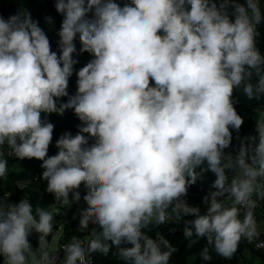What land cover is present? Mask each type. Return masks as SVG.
I'll use <instances>...</instances> for the list:
<instances>
[{
    "label": "clouds",
    "instance_id": "clouds-1",
    "mask_svg": "<svg viewBox=\"0 0 264 264\" xmlns=\"http://www.w3.org/2000/svg\"><path fill=\"white\" fill-rule=\"evenodd\" d=\"M54 7L63 18L58 51L27 10L0 16V182L10 175L6 152L41 161L39 179L57 204L68 209L83 199L78 227L88 239L73 235L53 247L61 212L7 195L0 264H90L92 254L113 249L123 264H170L176 248L160 231L149 233L181 220L189 245L206 239L203 261L213 251L231 260L242 240L259 236L254 209L264 198V107L255 135H237L234 154L227 151L244 124L237 90L264 103L261 0H55ZM84 53L92 59L76 70ZM68 110L78 131L62 133L49 156L48 117ZM209 172L215 178L201 214L186 197Z\"/></svg>",
    "mask_w": 264,
    "mask_h": 264
},
{
    "label": "trees",
    "instance_id": "trees-1",
    "mask_svg": "<svg viewBox=\"0 0 264 264\" xmlns=\"http://www.w3.org/2000/svg\"><path fill=\"white\" fill-rule=\"evenodd\" d=\"M117 3H120L122 6L125 2H129V0H116ZM55 0H0V16H3L7 19L9 16L15 14L20 8H23L31 13L32 19L39 21V26L44 29L46 34L48 35L51 43V47L53 51H58L57 49V40L59 39L57 36V32L60 28L62 22V16L55 11ZM261 10L264 13V0H261ZM50 16L53 19L52 24H48L45 21V17ZM260 36L257 38V47L260 48L261 53L264 54V23L259 26ZM77 49H79L80 45L78 39L76 41ZM80 61L79 64L75 66L76 70L80 67H83L92 57L88 53H84L77 57ZM76 79L75 74L71 77L69 82V93L74 94L76 91ZM235 98L239 101L235 107L237 109L238 114H240L244 118V124L240 132L237 134L233 131V147L228 149L227 151H233L238 147L239 140L236 139V136L245 137L249 135H255L254 131V123L255 118L257 116V109L259 107H264V103L257 101H249L244 96L242 91L237 90L235 94ZM67 98L65 97L64 100ZM50 122L54 124V133H53V142L50 145L48 155H54L57 152V148L55 147V141L59 138V136L65 131L71 132L73 135L78 131V125L80 121L76 118L73 111L68 110L64 113V115H56L52 114L48 117ZM5 158L8 159L9 164L8 168H12L17 159H12L8 157L5 153ZM41 161L35 159H25L22 160V169L13 171L12 174V184L13 186L18 181L27 182L26 187L21 191H12V187H7L3 190L0 189L1 192H11L12 195L10 198L11 203L19 202L25 196L29 197L33 202L34 206L39 205L44 207L45 209L60 206L53 200V196L45 191L46 182L39 179L40 174L43 169L40 167ZM231 176V173H229ZM214 175L209 173H205V181L197 182V184L191 186L192 190L200 195L203 198L210 187V183L214 180ZM1 187V182H0ZM84 194V189L81 187ZM86 207L83 199H82V208ZM78 218L79 214L74 217V214H71L69 217V222L64 226V231L62 233V237L60 239V244L68 243L73 235L78 236L85 244L87 243L88 233L81 232L78 227ZM183 227L181 223L178 222H169L168 224L161 225L159 227H153L151 232L149 233L152 236H155L157 231H160L163 235L168 238L172 245L176 248V252L173 254L170 264H189V258L194 257V264H240V259L242 253L247 249L251 248V244L247 240H242L238 251L234 255L231 260H226L213 251L211 253L212 260L209 262H205L201 259L199 253L201 249L206 244V239H200L198 243L189 245L188 240L184 238L183 235ZM195 239V237H193ZM35 248L37 245V238L34 240ZM115 249H113L108 256H103L99 253L92 254V261L90 264H123L122 261L113 253Z\"/></svg>",
    "mask_w": 264,
    "mask_h": 264
},
{
    "label": "built area",
    "instance_id": "built-area-1",
    "mask_svg": "<svg viewBox=\"0 0 264 264\" xmlns=\"http://www.w3.org/2000/svg\"><path fill=\"white\" fill-rule=\"evenodd\" d=\"M261 108L262 107H259L257 109V115L259 111L261 110ZM6 155L14 160L16 159L15 157L9 156L7 152H6ZM26 185H27V182L18 181L14 185V189L12 191H21L26 187ZM12 191L6 192L1 197L8 195L7 199H8V202H10ZM186 200L188 203H199L202 201V198L200 197L198 193L194 192L192 188L190 187L188 190V195L186 197ZM254 215H255V218L258 224L259 236L255 240H253L250 244L255 249V251H257L261 255V264H264V227L262 226V221L264 220V198L257 199V206L254 209ZM241 217H243V210L241 211ZM184 219L190 220V219H194V217L188 216V217H184ZM178 223H181L182 225H184L183 220L179 221ZM60 256L61 257L63 256L62 251L60 253ZM91 261H92V257H90V263Z\"/></svg>",
    "mask_w": 264,
    "mask_h": 264
},
{
    "label": "crops",
    "instance_id": "crops-1",
    "mask_svg": "<svg viewBox=\"0 0 264 264\" xmlns=\"http://www.w3.org/2000/svg\"><path fill=\"white\" fill-rule=\"evenodd\" d=\"M20 169H22V161L17 159L14 163V166L12 168H9L10 175L8 179L1 182V187H0L1 190L7 187L10 188L12 187V190L14 189V186L12 184V174L13 171ZM188 204L191 206H198L201 210V214H204L206 212V205H204L202 201L199 203H188ZM242 218L243 217H241V219ZM262 226L264 227V220L262 221ZM194 263H195V258L190 257L189 264H194ZM240 264H261V255L257 251H255L253 247L247 248L241 255Z\"/></svg>",
    "mask_w": 264,
    "mask_h": 264
},
{
    "label": "rangeland",
    "instance_id": "rangeland-1",
    "mask_svg": "<svg viewBox=\"0 0 264 264\" xmlns=\"http://www.w3.org/2000/svg\"><path fill=\"white\" fill-rule=\"evenodd\" d=\"M21 166V165H20ZM18 169V168H17ZM81 194L83 192L81 188ZM6 192H1L0 197L3 196ZM82 209V199L79 204H73L71 208L63 209L61 206L51 207L47 208L46 210L52 211L54 214L56 211H60L61 214L55 216L56 226L58 227L56 230V236L55 239L52 241L53 247H58L60 244V239L62 237V233L64 231V226L69 222V217L71 214H74V217H76L79 214V210ZM37 238L36 234H33L31 237V243L33 248L35 249V243L34 240Z\"/></svg>",
    "mask_w": 264,
    "mask_h": 264
},
{
    "label": "water",
    "instance_id": "water-1",
    "mask_svg": "<svg viewBox=\"0 0 264 264\" xmlns=\"http://www.w3.org/2000/svg\"><path fill=\"white\" fill-rule=\"evenodd\" d=\"M71 216V215H70ZM32 235L29 237V239H31ZM49 239H51V237H49ZM31 241V240H30Z\"/></svg>",
    "mask_w": 264,
    "mask_h": 264
}]
</instances>
